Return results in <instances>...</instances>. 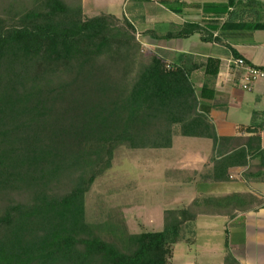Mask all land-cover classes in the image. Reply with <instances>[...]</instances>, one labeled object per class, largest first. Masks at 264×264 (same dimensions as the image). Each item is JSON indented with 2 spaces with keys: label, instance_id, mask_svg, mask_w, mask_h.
Returning a JSON list of instances; mask_svg holds the SVG:
<instances>
[{
  "label": "trees",
  "instance_id": "trees-1",
  "mask_svg": "<svg viewBox=\"0 0 264 264\" xmlns=\"http://www.w3.org/2000/svg\"><path fill=\"white\" fill-rule=\"evenodd\" d=\"M237 5L258 18L235 28L264 30V1L216 7ZM120 19L87 16L82 0H0V264H173L199 215L263 204L251 193L210 196L166 210L161 231L87 221V194L120 147L170 148L176 126L223 138L205 101L215 91L198 94L188 69L144 52L134 24ZM218 63L209 58L207 73ZM226 249L209 264H241Z\"/></svg>",
  "mask_w": 264,
  "mask_h": 264
},
{
  "label": "crops",
  "instance_id": "crops-1",
  "mask_svg": "<svg viewBox=\"0 0 264 264\" xmlns=\"http://www.w3.org/2000/svg\"><path fill=\"white\" fill-rule=\"evenodd\" d=\"M227 2L82 0L89 17L101 13L127 17L149 50L190 71L198 94L205 86L215 91V98L205 101L212 105L209 116L223 138L215 143L209 137L185 136L175 130L178 141L173 137V146L156 154L161 158L160 180L142 187L148 197L144 210L141 205L133 206V213H142L143 220L158 221L160 227L166 210L210 196L251 193L263 201L256 209L238 211L234 217L199 215L189 241L175 245L174 261L182 245L185 264L223 262L226 242L241 264H264V79L244 90L241 74L232 66L236 51L249 63L264 67L263 30L235 28L239 23L255 22L257 8L237 5L228 13L218 12L216 6ZM209 58L219 63L207 73ZM243 109L249 114L244 115ZM221 160L222 164H216Z\"/></svg>",
  "mask_w": 264,
  "mask_h": 264
},
{
  "label": "rangeland",
  "instance_id": "rangeland-1",
  "mask_svg": "<svg viewBox=\"0 0 264 264\" xmlns=\"http://www.w3.org/2000/svg\"><path fill=\"white\" fill-rule=\"evenodd\" d=\"M120 20H123L122 18ZM137 31V30H136ZM261 34V31L258 32ZM264 38V30L261 34ZM138 40L143 45V51L154 53L149 50L143 43V38L136 34ZM242 113L249 114L247 111L241 110ZM180 132L178 126L175 128ZM174 132V135L176 133ZM179 134L174 136V140L178 141ZM167 149H130L122 146L115 152L113 166L103 175L97 178L86 198V214L87 221L93 224L103 223L113 218L116 222L123 220L127 225L128 231L131 233H139L143 231H160L164 229V220L161 226L158 221L143 220L142 213L134 214L133 206L141 205L142 210L147 201V194L144 189L160 180V157L156 154L166 152ZM143 183V184H142ZM139 189L136 190L135 188ZM156 197V196H155ZM151 199V198H149ZM148 207L152 206L150 202ZM195 225L191 223L187 226L182 241H189V236L194 232ZM179 245L176 261L175 249L173 253V264H185L186 260L180 251ZM198 264V263H193Z\"/></svg>",
  "mask_w": 264,
  "mask_h": 264
},
{
  "label": "built area",
  "instance_id": "built-area-1",
  "mask_svg": "<svg viewBox=\"0 0 264 264\" xmlns=\"http://www.w3.org/2000/svg\"><path fill=\"white\" fill-rule=\"evenodd\" d=\"M232 66L235 71L240 72V85L244 90H251L258 80L264 79V68L249 63L243 57H236Z\"/></svg>",
  "mask_w": 264,
  "mask_h": 264
}]
</instances>
